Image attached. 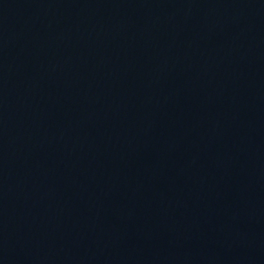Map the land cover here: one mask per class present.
Instances as JSON below:
<instances>
[{"label": "water", "instance_id": "water-1", "mask_svg": "<svg viewBox=\"0 0 264 264\" xmlns=\"http://www.w3.org/2000/svg\"><path fill=\"white\" fill-rule=\"evenodd\" d=\"M0 264H264V0H0Z\"/></svg>", "mask_w": 264, "mask_h": 264}]
</instances>
